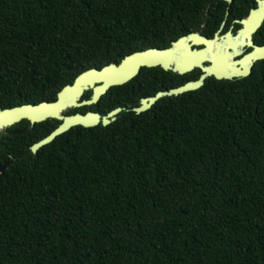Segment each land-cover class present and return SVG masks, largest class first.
Segmentation results:
<instances>
[{
    "label": "trees",
    "instance_id": "16d2710c",
    "mask_svg": "<svg viewBox=\"0 0 264 264\" xmlns=\"http://www.w3.org/2000/svg\"><path fill=\"white\" fill-rule=\"evenodd\" d=\"M208 1L0 0V108L53 101L86 69L199 31ZM198 77L141 67L66 113L130 109ZM59 122L0 131V264H264V59L32 153Z\"/></svg>",
    "mask_w": 264,
    "mask_h": 264
},
{
    "label": "water",
    "instance_id": "95a60500",
    "mask_svg": "<svg viewBox=\"0 0 264 264\" xmlns=\"http://www.w3.org/2000/svg\"><path fill=\"white\" fill-rule=\"evenodd\" d=\"M215 38H207L198 32H190L172 40L170 45L164 48L149 47L137 50L125 55L118 63H108L101 68H89L79 73L71 84H66L53 101H41L31 104L24 103L12 107L0 108V131L4 128L27 119L30 126L13 129V134L28 131L34 123L44 121L48 118L59 120V124L46 136L35 141L30 146L32 153L51 142L57 135L67 131L73 126L84 127L95 126L98 123L107 125L114 121L117 115L123 110H132L141 113L149 109L159 98L182 94L202 86L204 80L213 76L216 79H233L245 77L251 73L253 64L264 59V46L255 45V50L246 54L242 59L246 60L243 69L235 66L236 60L231 59L229 66V55L222 52H212ZM193 44H206L209 49H197ZM213 61L214 65H205L206 61ZM160 66L164 70H170L178 74H185L194 68L202 70L195 80H188L185 83L167 90L157 91L154 95L140 99L137 106L130 109L115 107L106 114L88 110L84 113H66L68 109L95 104L107 90L115 85L126 83L136 76L141 67ZM91 90L88 98H82L85 91ZM12 163V160L0 164V173Z\"/></svg>",
    "mask_w": 264,
    "mask_h": 264
},
{
    "label": "flooded vegetation",
    "instance_id": "af4514ba",
    "mask_svg": "<svg viewBox=\"0 0 264 264\" xmlns=\"http://www.w3.org/2000/svg\"><path fill=\"white\" fill-rule=\"evenodd\" d=\"M212 10H216V17H210ZM204 14L196 32L207 38L216 37L212 52L229 55V66L233 59L237 61L235 66L245 68L246 60L242 58L254 51L255 45L264 46V0H209ZM192 47L209 49L206 44ZM204 64L214 65V62L209 60ZM194 69H199L201 74L200 68Z\"/></svg>",
    "mask_w": 264,
    "mask_h": 264
}]
</instances>
